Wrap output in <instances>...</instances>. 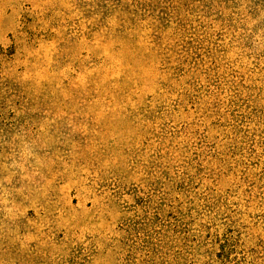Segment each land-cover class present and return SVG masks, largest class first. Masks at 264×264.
Returning <instances> with one entry per match:
<instances>
[{
    "label": "rangeland",
    "instance_id": "1",
    "mask_svg": "<svg viewBox=\"0 0 264 264\" xmlns=\"http://www.w3.org/2000/svg\"><path fill=\"white\" fill-rule=\"evenodd\" d=\"M0 264H264V0H0Z\"/></svg>",
    "mask_w": 264,
    "mask_h": 264
}]
</instances>
